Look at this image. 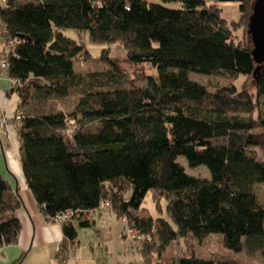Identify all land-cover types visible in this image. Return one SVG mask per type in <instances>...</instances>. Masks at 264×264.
Returning <instances> with one entry per match:
<instances>
[{"label": "trees", "instance_id": "trees-1", "mask_svg": "<svg viewBox=\"0 0 264 264\" xmlns=\"http://www.w3.org/2000/svg\"><path fill=\"white\" fill-rule=\"evenodd\" d=\"M0 0V22L10 39L8 76L21 99L17 127L28 188L48 222L61 223L64 243L57 261L77 248L78 231L96 225L103 202L140 237L142 264H242L238 260L167 258L180 239L203 242L220 234L226 249L264 250V113L241 76L255 75L264 98V57L256 66L247 31L256 0ZM239 3L231 24L220 3ZM64 30H75L79 40ZM93 44H118L132 71L104 51L111 69L85 81L75 61ZM158 73L148 75L145 65ZM220 82L211 90L193 81ZM74 99L71 113L39 109L38 102ZM205 166L210 179L189 175ZM172 224L142 210L149 192ZM131 194L127 198V194ZM22 199L0 175V249L16 245Z\"/></svg>", "mask_w": 264, "mask_h": 264}, {"label": "rangeland", "instance_id": "rangeland-1", "mask_svg": "<svg viewBox=\"0 0 264 264\" xmlns=\"http://www.w3.org/2000/svg\"><path fill=\"white\" fill-rule=\"evenodd\" d=\"M151 2H158L166 5L169 8H177L176 3H167L163 0H148ZM256 0L252 7V15L249 27L247 31H239L236 35H240L245 43L253 49L255 53L256 66L261 62L262 54L261 49L264 45V37L259 36L256 29L264 30V12L261 14L260 7L255 10V6L259 5ZM19 3L24 4L26 2H33V0H18ZM264 5V2H263ZM223 9V18L230 24L233 21H237L240 17L239 3L236 2H224L220 3ZM67 36L72 39L79 40L78 34L75 30H64ZM257 34V35H256ZM258 38V40H257ZM86 48L90 53L87 56H81L75 61V70L77 73L82 75L84 80L90 81V74L95 72H102L106 69H111L108 65V61L105 59L104 51L107 50L109 57L118 59L123 68L132 71L133 68H129L128 64L122 61L125 57V50L118 44L112 45H99L91 43L86 37ZM145 70L148 75H156L158 73L150 64L145 65ZM193 81H199L209 89H213L220 81L216 79H210L206 76L192 75ZM239 86L245 85L246 90L252 95L255 103L258 104L255 116H258L259 112L264 113V98L258 100L257 98V85L255 75L252 76H241L237 81ZM74 99H65L61 103L56 102H38L37 107L39 109L47 108V111H55L57 108L63 109L64 111L71 113L73 109ZM178 162L185 168L186 172L194 177L210 179V172L205 166H199L191 168L184 157H180ZM257 195L259 202L264 204V188L261 184L257 185ZM130 193L127 194V198L130 197ZM142 210L147 214L151 215L154 219H163L169 223H173L167 211V202L164 200L161 203L159 209L153 200V193L150 191L142 202ZM96 225L91 229H81L78 231V242L76 250L68 257L70 264H142V254L137 251V244L139 240L130 239L126 236L123 237L122 229L125 222L118 219L110 209L104 208L101 211L96 212L94 215ZM173 225V224H172ZM118 229L116 230V228ZM127 231V230H126ZM194 254L199 258H212L215 260H227L234 261L238 260L242 264H264V250L256 252L254 254L248 253H235L225 248L223 238L220 234H212L206 238L203 242H197L193 238L191 239H180L172 243L165 251L164 255L168 258H178L182 255Z\"/></svg>", "mask_w": 264, "mask_h": 264}, {"label": "crops", "instance_id": "crops-1", "mask_svg": "<svg viewBox=\"0 0 264 264\" xmlns=\"http://www.w3.org/2000/svg\"><path fill=\"white\" fill-rule=\"evenodd\" d=\"M2 50L0 46V56ZM19 108L21 99L13 91L7 72L0 68V111L12 124L9 132L0 136V175L22 199V207L18 211L22 223L20 240L16 245L0 249V264H59L57 254L65 240L63 229L59 223L46 221L27 186L21 165V142L13 127V118ZM125 226L124 223V238Z\"/></svg>", "mask_w": 264, "mask_h": 264}, {"label": "built area", "instance_id": "built-area-1", "mask_svg": "<svg viewBox=\"0 0 264 264\" xmlns=\"http://www.w3.org/2000/svg\"><path fill=\"white\" fill-rule=\"evenodd\" d=\"M2 2L6 3L7 0H2ZM21 44V40L18 38H13L10 39L7 36V29L2 25V23L0 22V46L3 48L1 56H0V68L2 71H6L8 69V58L5 55V52H7L9 50V48H15L17 45ZM12 84H16L17 81L16 80H12L11 79ZM24 118L22 111L18 110L13 118L14 123H13V127L16 129L17 131V127L19 126V123L21 122V120ZM12 126V124L10 123V119L8 118V116L3 113L2 111H0V136L3 134H6L9 132L10 127ZM110 208V203L109 202H103L101 204V209ZM63 220V216L62 215H58L56 218V223L61 224ZM126 236L129 237L130 239L135 240V238H137V240H140V237L137 236V234L132 231V230H127L126 231ZM59 264H70L68 261L67 257H62L59 260Z\"/></svg>", "mask_w": 264, "mask_h": 264}, {"label": "water", "instance_id": "water-1", "mask_svg": "<svg viewBox=\"0 0 264 264\" xmlns=\"http://www.w3.org/2000/svg\"><path fill=\"white\" fill-rule=\"evenodd\" d=\"M263 2H264V0H261L260 2H258L259 5L257 6V4H256V6H255V10H257L259 7L261 8L260 9L261 11L257 10V12H259L261 14L264 12ZM256 31L258 32L259 36H263L264 37V30L256 29ZM257 40H258V38H257ZM253 53H254V56H255L256 51L255 52L253 51ZM261 54H262V58H263L264 57V45L262 46Z\"/></svg>", "mask_w": 264, "mask_h": 264}]
</instances>
